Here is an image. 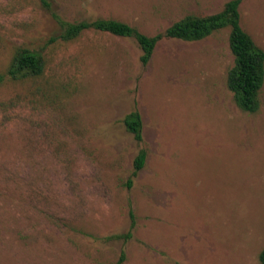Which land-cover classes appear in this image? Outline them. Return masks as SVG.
<instances>
[{
    "label": "rangeland",
    "instance_id": "374dc122",
    "mask_svg": "<svg viewBox=\"0 0 264 264\" xmlns=\"http://www.w3.org/2000/svg\"><path fill=\"white\" fill-rule=\"evenodd\" d=\"M230 1L0 0V264H261L264 85L257 113L236 105L230 28L163 39L148 65L133 38L61 39L60 21L155 36ZM240 16L264 50V0ZM19 48L43 75L8 77ZM135 111L142 141L124 124Z\"/></svg>",
    "mask_w": 264,
    "mask_h": 264
},
{
    "label": "trees",
    "instance_id": "16d2710c",
    "mask_svg": "<svg viewBox=\"0 0 264 264\" xmlns=\"http://www.w3.org/2000/svg\"><path fill=\"white\" fill-rule=\"evenodd\" d=\"M243 1L231 0L217 14L187 15L175 22L165 32L155 36H148L141 33L137 28L116 20L99 19L94 22L83 21L79 23L60 21L61 39L65 42H71L89 30L133 38L143 51L141 62L143 65H148L155 48L163 39L197 42L211 36L214 32L230 28V49L235 57V64L228 72L227 85L234 95L236 105L244 112L254 114L260 109V94L264 85V50L241 26L240 7ZM45 68V60L40 53L19 48L14 54L7 74L12 80L36 78L43 75ZM2 80L4 77L0 76V82ZM124 124L137 141H142L143 124L141 114L138 111L127 115ZM146 160L147 153L142 150L135 160L133 176H136L145 167ZM134 227L135 225L132 223L131 228L134 229ZM131 231L126 236L116 237L130 238ZM124 259L125 255H122L117 264H121ZM259 260L261 264H264V249L260 253Z\"/></svg>",
    "mask_w": 264,
    "mask_h": 264
}]
</instances>
